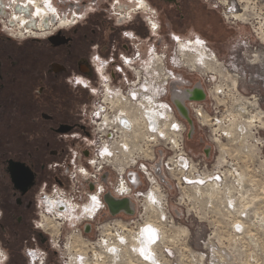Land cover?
Segmentation results:
<instances>
[{
	"label": "built area",
	"instance_id": "1",
	"mask_svg": "<svg viewBox=\"0 0 264 264\" xmlns=\"http://www.w3.org/2000/svg\"><path fill=\"white\" fill-rule=\"evenodd\" d=\"M70 1L50 0L57 19H63L65 14L61 11ZM145 23L150 31H156L152 21L146 19ZM125 37L130 42L122 47L112 45L102 55L98 52L91 55V75H74L68 81L75 92L74 122L69 132L56 136L63 153L47 164L41 201L46 214L63 215L55 221L60 223L56 236L61 232L59 220L66 217L77 220L74 225L80 237L95 236L87 241V253L78 248L73 250L74 256L84 254L88 264H122L120 260L124 258L132 260V264H170L176 258L172 244L186 240L188 211L197 210L198 195L202 199L207 192L230 195L242 190L245 178L226 152L209 166L211 145L197 154L187 148V143L197 137L195 125L198 123L200 130L206 122H215L218 113L217 110L214 117L209 116L210 94L202 81L193 84L176 76L173 69L164 66L154 47L143 48L132 32H126ZM232 97L237 108L228 111L230 126L235 125L238 113L244 114L241 111L246 109L252 115L245 125H238V133L264 125V112L257 103L244 101L238 92ZM215 108L217 105L212 107L213 111ZM216 130L210 132L208 141L214 146L228 143L229 134L219 135ZM47 200L57 201L52 212L46 210ZM68 204L72 205L70 214L66 212ZM226 206L235 210L231 201ZM173 209L180 213L173 215ZM243 218L248 220L241 214ZM259 223L264 225L261 218ZM243 224L239 221L233 224L230 237L245 235L244 239L250 240ZM42 225L50 241L54 235L51 226ZM146 226L155 228L159 236L155 243L148 240L152 250L148 253L154 257L149 260L144 259L137 247ZM23 251L29 264H50L44 248L26 246ZM178 251L191 259L213 258L206 251L195 255L184 248L183 253L182 248ZM213 254L216 257L217 253Z\"/></svg>",
	"mask_w": 264,
	"mask_h": 264
},
{
	"label": "rangeland",
	"instance_id": "2",
	"mask_svg": "<svg viewBox=\"0 0 264 264\" xmlns=\"http://www.w3.org/2000/svg\"><path fill=\"white\" fill-rule=\"evenodd\" d=\"M107 1L111 3L110 0H88L86 4L81 5L80 11L83 14L78 13V16L82 17L88 13L90 15L94 10L99 11V6L103 7ZM114 1H120L127 10L135 9L134 2L113 0L111 6ZM146 1L148 6L141 13L143 27L137 40L143 43L146 50L154 47L164 66L173 69L176 76H182L193 84L198 80L202 81L210 94L207 99L209 116L214 117V112L218 110L215 122H206L200 130L197 128L198 123L195 125L197 137L187 143V148L197 154L205 146L211 145V156L207 161L209 166L214 164L219 156L223 158V152H226L228 158L236 163L238 173L245 178L242 190L233 191L230 195L207 192L203 194V199L198 195L197 210L188 211L190 217L188 223H185L186 240L172 244L176 258L170 264H264V225L259 223L260 218L264 221V125L256 130L246 129L244 133H238V125L251 118L252 114L248 109L241 111L244 114L238 113L234 126L227 123L228 111H236L237 108L232 97L235 92H238L244 101L257 103L264 112V0H177L176 3L165 0ZM68 9V5L64 6L61 12ZM127 10L125 9V12ZM107 11L109 22L114 26L119 24L121 16L115 15L117 12L114 8L111 7ZM133 12L130 13V19L135 17ZM234 15L236 17H231ZM146 19H151L157 24L156 31L149 30ZM175 38L189 41L200 39L207 49L202 50L204 54L215 59L212 66L204 69L196 65L191 71L186 67H177ZM131 42L136 43L133 40ZM179 53L181 55V52ZM179 57L189 67L184 56ZM210 103L213 105L210 106ZM214 105H217V108L213 111ZM214 129H217L215 132L219 135L228 133L229 142L219 146L210 143L209 134ZM201 140L203 142H200ZM227 201L234 204V211L227 208ZM171 213L175 215L180 212L173 209ZM183 213L185 216V212ZM241 214L248 220L241 219ZM53 215H48L43 210L37 224H45L51 220L55 222L57 216ZM59 221L62 223L61 232L59 236L52 235L46 247L49 263L74 264L75 261L76 264H88L87 260L82 261L75 257L73 250L78 248L80 252L87 253V241H92L95 236L91 234L86 237L83 234L80 237L78 228L74 225L76 219L66 217ZM238 221L245 223L244 230L246 235L251 236L250 240L244 239L245 235L236 239L230 237L233 224ZM182 223L180 222L181 226ZM56 227L53 228L56 230ZM180 248L182 253L184 248L193 255L206 251L212 254L213 258L200 260L196 255L197 258L191 259L181 255L178 251ZM213 252L217 253L216 257ZM120 261L122 264L134 263L125 258ZM4 262L5 260L3 264ZM19 264H29L23 250Z\"/></svg>",
	"mask_w": 264,
	"mask_h": 264
},
{
	"label": "flooded vegetation",
	"instance_id": "3",
	"mask_svg": "<svg viewBox=\"0 0 264 264\" xmlns=\"http://www.w3.org/2000/svg\"><path fill=\"white\" fill-rule=\"evenodd\" d=\"M128 1L136 3L134 12L120 1L113 6L107 1L99 11L79 17L88 1L72 0L65 4L69 9L63 19H57L50 0H0V250L7 255L5 264H19L26 246L46 249L49 244L37 222L47 164L63 153L56 136L69 132L74 122L75 92L68 81L91 75V55L127 44L129 30L141 36V13L148 3ZM170 1L177 2L165 0ZM111 7L121 16L115 26L108 18ZM175 39L180 41L178 55L185 47L207 51L200 39ZM175 64L188 67L183 59Z\"/></svg>",
	"mask_w": 264,
	"mask_h": 264
},
{
	"label": "bare ground",
	"instance_id": "4",
	"mask_svg": "<svg viewBox=\"0 0 264 264\" xmlns=\"http://www.w3.org/2000/svg\"><path fill=\"white\" fill-rule=\"evenodd\" d=\"M240 1V0H239ZM153 24V23H152ZM156 29V28H155ZM179 42L180 41H178V40H176L175 39V43H176V45H177V47H178V44H179ZM186 48V47H185ZM184 48V49H185ZM180 49V48H179ZM178 48L176 49V54H177V60L178 59H180V55H178V50H179ZM184 49H182L180 52H181V55H183L184 56V58H185V60H186V62L188 63V65H189V67H190V69H195V66L196 65H199L200 67H204V69H208L209 68V66H212V63H214V61H215V59H214V57H209V56H207V55H205L204 54V51H202V50H200V49H198V50H191V51H193L192 53L191 52H189L188 50H184ZM182 59V58H181ZM176 60V59H175ZM176 65V64H175ZM182 66V65H181ZM181 66H177V67H181ZM182 67H184L185 68V66H182ZM187 69H188V67H186ZM189 70V69H188ZM190 71V70H189ZM207 71V70H206ZM67 208V207H66ZM57 216L59 217V218H62V214H60V212L57 214ZM58 218V219H59ZM48 223V222H47ZM52 224H54L55 226L57 225V227H56V231H55V229L53 228V227H55L54 225H50L51 226V230H52V233L53 234H57L58 232H59V228H60V223H55L54 221H53V223ZM43 229H45V226L43 225ZM55 232V233H54ZM140 236H141V240L140 239H138V242H139V244H138V249H139V252H140V249H146L147 250V252H149V253H151L152 252V250L151 249H149V245H148V240H149V238H148V234L144 231V233L142 232L141 234H140ZM150 241V240H149ZM151 242V241H150ZM81 254V253H80ZM80 254H78L77 255V257H79L80 259H82V261H86V259H85V257L83 256V255H80ZM76 257V256H75ZM74 264H76V262L74 261Z\"/></svg>",
	"mask_w": 264,
	"mask_h": 264
},
{
	"label": "snow or ice",
	"instance_id": "5",
	"mask_svg": "<svg viewBox=\"0 0 264 264\" xmlns=\"http://www.w3.org/2000/svg\"><path fill=\"white\" fill-rule=\"evenodd\" d=\"M54 11V10H53ZM173 127L175 128L176 126L173 125ZM105 152H107V149L104 150ZM110 154V153H109ZM186 166V165H185ZM216 179H219V177H216ZM200 183H203V181H200ZM93 201L96 200L95 197L92 198ZM150 200H152L153 203H156V200L154 197L150 196ZM237 227V231H240V227L239 225L236 226ZM144 231L148 234L149 232L151 233V238L149 239L152 243H155L159 236H158V232L155 228L151 227V226H146V228L144 229ZM140 253L141 255L144 257V259L149 260V259H154V257L150 256V254L147 252L146 249H140ZM31 255V253H30Z\"/></svg>",
	"mask_w": 264,
	"mask_h": 264
},
{
	"label": "clouds",
	"instance_id": "6",
	"mask_svg": "<svg viewBox=\"0 0 264 264\" xmlns=\"http://www.w3.org/2000/svg\"><path fill=\"white\" fill-rule=\"evenodd\" d=\"M156 27H157L156 24H152V28H153V29H155ZM73 175H74V173H73ZM149 199H150V197H149ZM46 202H47V204H48V207H47L46 210H47L48 212H52L53 209H54V208L56 207V205H57V201H55V200H47ZM59 203H61V204H67L66 201H60ZM85 211L90 212L91 209H85ZM66 212H67L68 214H70V213L72 212V205H71V204H68V205H67ZM37 226L39 227V225H37ZM148 238H149V239L151 238V233H150V232L148 233ZM110 251H115V250H114V249H111ZM0 257L3 258V259H0V264H3V260H6V259H7V255H6L3 251H0Z\"/></svg>",
	"mask_w": 264,
	"mask_h": 264
},
{
	"label": "water",
	"instance_id": "7",
	"mask_svg": "<svg viewBox=\"0 0 264 264\" xmlns=\"http://www.w3.org/2000/svg\"><path fill=\"white\" fill-rule=\"evenodd\" d=\"M82 72H84V74H89V72L87 70H83ZM62 131H67V129H64ZM114 204H111V208L113 209Z\"/></svg>",
	"mask_w": 264,
	"mask_h": 264
},
{
	"label": "trees",
	"instance_id": "8",
	"mask_svg": "<svg viewBox=\"0 0 264 264\" xmlns=\"http://www.w3.org/2000/svg\"><path fill=\"white\" fill-rule=\"evenodd\" d=\"M14 264V263H13Z\"/></svg>",
	"mask_w": 264,
	"mask_h": 264
}]
</instances>
